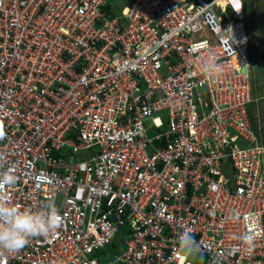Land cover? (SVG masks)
I'll return each mask as SVG.
<instances>
[{"label": "built area", "instance_id": "1", "mask_svg": "<svg viewBox=\"0 0 264 264\" xmlns=\"http://www.w3.org/2000/svg\"><path fill=\"white\" fill-rule=\"evenodd\" d=\"M249 48L244 0H0V195L62 219L0 264H264Z\"/></svg>", "mask_w": 264, "mask_h": 264}, {"label": "clouds", "instance_id": "2", "mask_svg": "<svg viewBox=\"0 0 264 264\" xmlns=\"http://www.w3.org/2000/svg\"><path fill=\"white\" fill-rule=\"evenodd\" d=\"M242 7V5H241ZM237 12L240 9H234ZM5 136L3 126H0V139ZM17 177L9 172L0 173V186L15 185ZM47 211H32L21 209L19 205L11 204L7 198L0 195V254L15 253L30 243L32 238H48L60 228L62 219L53 202L47 205ZM246 243H250L251 236H245ZM180 246L189 248L187 233L180 238Z\"/></svg>", "mask_w": 264, "mask_h": 264}, {"label": "rangeland", "instance_id": "3", "mask_svg": "<svg viewBox=\"0 0 264 264\" xmlns=\"http://www.w3.org/2000/svg\"><path fill=\"white\" fill-rule=\"evenodd\" d=\"M112 11L118 15L123 6L129 0H108ZM247 6V23L249 39L253 52V61L249 68L256 101L250 108L254 125L259 132V141L264 143V57L259 58V54L264 52V0H245ZM257 45H256V44ZM262 88V90H260ZM109 249V248H106Z\"/></svg>", "mask_w": 264, "mask_h": 264}, {"label": "trees", "instance_id": "4", "mask_svg": "<svg viewBox=\"0 0 264 264\" xmlns=\"http://www.w3.org/2000/svg\"><path fill=\"white\" fill-rule=\"evenodd\" d=\"M244 4H245V9L247 10V6L248 4L246 3V1L244 0ZM246 16H247V13H246ZM248 25L249 23H247V30H248ZM249 34H250V31H249ZM249 56H250V60L251 62L253 61V52H252V47H251V40H250V48H249ZM260 57H264V52L262 51V53L259 54V58ZM260 90H262V88H260ZM254 96L256 97V94L254 92ZM253 105V104H252ZM252 105L250 106V108L252 107ZM249 108V110H250ZM249 121L251 123V126L259 140V132L257 131L255 125H254V121H253V116L252 114L250 113L249 111ZM261 142V141H260ZM262 144H264L263 142H261ZM122 239H123V236H122V233H119L118 236L115 238L114 242H112V244L109 247V250H111V253L113 252V254H117L121 251L122 249Z\"/></svg>", "mask_w": 264, "mask_h": 264}, {"label": "water", "instance_id": "5", "mask_svg": "<svg viewBox=\"0 0 264 264\" xmlns=\"http://www.w3.org/2000/svg\"><path fill=\"white\" fill-rule=\"evenodd\" d=\"M245 72V70H242V73H244Z\"/></svg>", "mask_w": 264, "mask_h": 264}, {"label": "snow or ice", "instance_id": "6", "mask_svg": "<svg viewBox=\"0 0 264 264\" xmlns=\"http://www.w3.org/2000/svg\"><path fill=\"white\" fill-rule=\"evenodd\" d=\"M238 6V5H237Z\"/></svg>", "mask_w": 264, "mask_h": 264}]
</instances>
